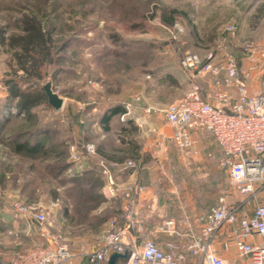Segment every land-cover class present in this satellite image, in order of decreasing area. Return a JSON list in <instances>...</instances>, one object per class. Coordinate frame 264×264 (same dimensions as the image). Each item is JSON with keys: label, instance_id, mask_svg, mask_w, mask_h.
<instances>
[{"label": "rangeland", "instance_id": "1", "mask_svg": "<svg viewBox=\"0 0 264 264\" xmlns=\"http://www.w3.org/2000/svg\"><path fill=\"white\" fill-rule=\"evenodd\" d=\"M231 5V0H0V36L6 37L4 44L0 41V264H28L29 259L20 256L34 252L43 242L38 223L12 207L16 198L43 210L50 230L68 243L67 237L77 234H88L94 242L107 229L111 209L104 206L109 200L99 189L105 179L97 160L85 154L86 143H93L98 154L105 150L125 159L140 158L145 182L157 185L167 202L164 209H170L171 215L176 214L179 199L193 200L201 211L221 196L235 200L227 171L208 170L197 161L202 155L220 152L210 133L196 131L201 137L194 154L174 143L173 128L161 133L164 142L146 143L152 134L160 133L153 126L139 127L129 119L124 124L126 120L118 115L108 131L101 123L106 111L122 107L123 99L130 100L136 93L143 97L148 77L158 72L169 55L218 54L215 27L224 22L253 17L256 24L247 38L264 43V9L259 11L257 6L245 13L247 4L236 9ZM24 15H37L54 40L55 62L43 68L40 79L25 77L17 69L15 49L8 44L11 35L24 33L20 22ZM17 75L26 78L21 87L35 93L43 92V85L50 81L53 91L64 99L62 108L56 110L46 101L35 105L29 115L20 112L7 84ZM26 129L30 132L22 139L30 141L36 139L32 133L42 129L39 137L52 152L35 156L18 152L13 138L19 140L20 131ZM116 134L124 145H115ZM72 144L95 161L89 174L78 173L70 158ZM150 149H163L166 154L151 156ZM162 167L169 175L165 181L158 178ZM166 185L174 191L164 189ZM160 222L159 216L153 218V223ZM225 236L219 240L220 247L229 261L238 264L227 231Z\"/></svg>", "mask_w": 264, "mask_h": 264}, {"label": "built area", "instance_id": "2", "mask_svg": "<svg viewBox=\"0 0 264 264\" xmlns=\"http://www.w3.org/2000/svg\"><path fill=\"white\" fill-rule=\"evenodd\" d=\"M232 29L233 25H228L224 31ZM217 51L222 52L223 63H215L217 54L213 51L202 55L185 52L180 66L192 82L190 90L163 109L149 105L144 111L162 113L173 127L174 143L194 154L198 153L195 132L210 133L222 152L219 165L228 173L235 200L221 196L208 211L199 212L192 210L189 201L181 200L180 217L165 219L156 229L174 238L164 245L154 238L141 239L133 232L135 221L131 212L125 214L122 223L111 217L94 247L84 254V264H107L114 252L127 253V258L118 264H230L219 242L226 231L234 244L238 264H264V91L253 92L249 88L255 70L261 71L264 85V44L244 42L243 51L249 60L246 69L239 67L226 39L218 44ZM201 73L215 76V85L204 90L196 82ZM139 99L135 96L124 103L121 120L129 118L133 102ZM84 147L85 154L97 158L96 164L105 179V195L125 196L129 192L146 191L142 183L117 181V175H125L136 165L132 159L118 161L105 157L98 154L93 143ZM69 152L77 171L81 172V152L75 144L70 145ZM12 207L23 218L38 223L43 241L34 252L21 255V259H29L28 264L73 263L76 253L67 241L50 230L43 210L20 198L12 201Z\"/></svg>", "mask_w": 264, "mask_h": 264}, {"label": "crops", "instance_id": "3", "mask_svg": "<svg viewBox=\"0 0 264 264\" xmlns=\"http://www.w3.org/2000/svg\"><path fill=\"white\" fill-rule=\"evenodd\" d=\"M233 2V5H231V8H239L238 6H242L243 4H247L244 11L245 13L250 12L251 10L257 8L259 11H262L264 9V0H231ZM233 6V7H232ZM256 22L252 18H244L240 19L239 17H235L233 20L224 22L220 24L215 29L217 32V41L219 44L222 43L223 39H226V45L228 46V49H230L234 55L236 56L238 65L241 69H246L249 66V60L248 56L243 51V45L244 42L247 41V33L250 32ZM228 25H233V29L231 31H224V28ZM254 40V39H250ZM255 43H258L256 40H254ZM264 44V43H259ZM170 46V45H169ZM215 63L220 64L223 63L224 57L222 52H218V54L214 58ZM224 75V71L219 75V78H221ZM263 77L261 75V71L255 70L252 73V78L249 80V88L253 92L258 91H264V85L261 84ZM215 76H213L210 73H201L196 78V82L204 89L208 90L211 87H213L215 84ZM191 80L187 76V74L182 70L180 66V58H178L176 55H169V58L163 62L162 65H160V68L156 74H153V76L148 77V81L146 82L145 90L143 92V97L141 95H138V93L132 95V97L123 99L121 101L122 106L124 107V103L127 101H132L135 96H139L140 99L133 102L132 112L129 116V120H132L137 124L139 127H147L153 126L155 129L158 130L157 134H152V136L146 141V143H150L151 141H157V142H164L165 139L161 135L163 133L164 129L173 128L171 124H169L166 119L164 118V115L162 113H145V107L146 106H154L156 109H163L167 107L172 101L175 99H181L191 88ZM232 92L235 93V89L231 88ZM167 91H169V95H167ZM163 96L161 97V95ZM167 95V96H166ZM119 122V121H117ZM162 122H167L166 124H162ZM124 124H127V121H125ZM161 125V126H160ZM119 135V134H118ZM172 135V134H171ZM196 137H201V134H198L195 132ZM104 138H106V134L102 135ZM108 141V140H107ZM106 142V141H105ZM103 143L99 144L100 146ZM106 146V144H103ZM102 145V146H103ZM115 145L121 146L124 145V142H122L116 134L115 138ZM147 145V144H146ZM218 146V145H217ZM219 147V146H218ZM104 149V147H102ZM145 150L147 148L145 147ZM220 150V148H219ZM105 157H108L110 159L123 161L125 159V156L122 157V155L115 156L111 154L110 152L106 153L104 150ZM142 152V151H140ZM151 156H157L162 158L165 153V150L160 149L158 151L150 149ZM101 154V153H100ZM139 154V152L137 153ZM103 155V154H102ZM207 155V156H206ZM205 156L197 157V161L202 164V168H207L208 170H213L214 168H219V160L222 156V152H214L212 153V156L210 153L206 154ZM138 157V156H137ZM95 160H97L96 157H94ZM135 162V166L130 168L127 173L123 176L117 175V181L120 183H142L146 186V191L143 193L137 194L135 192H129L125 196H110L105 195L104 190L105 186L102 183L101 186H99L100 192H103L106 199L109 200L108 202L104 203V206L110 207V217H117L120 222L125 221V214L128 212H131L134 215V221L133 222V228L132 231L137 233L141 239H144L146 237L154 238L155 241L161 245L166 244L168 241H171L174 239L173 237H170L164 233L156 232L157 227L168 218H178L181 215V208H180V201L182 199H179V202L177 203L176 207L177 210L176 214L171 215L170 209L166 210L164 208L167 207V202L163 200L160 191L157 187V185L153 182L147 181L145 182L144 174L146 172L145 166L141 163L140 158L133 160ZM95 161H92V159L82 156L80 161V166L83 168L81 172H85L89 174L93 168H94ZM155 168V167H154ZM162 171L159 173V179L165 181V179H169V175L166 174L164 167H162ZM156 170V168H155ZM169 185V184H168ZM166 185L164 189L167 191H174V189L169 188V186ZM175 188V187H174ZM161 189H163L161 187ZM185 199V198H184ZM190 202L192 210L195 212H199L201 210L197 209L195 202L191 199H186ZM197 207V208H196ZM210 209V208H209ZM203 210V211H208ZM167 212H169V216L167 215ZM166 213V214H165ZM155 216H159L161 219L160 223H153V218ZM107 220V223L109 221ZM152 223V224H151ZM88 234H77L74 236H68V241L70 243L71 248L76 253V257L73 259V264H84L86 263V258L84 257V254H86L88 251L91 250V248L94 246L96 239L99 237L96 236V239L94 242L92 241L91 236ZM232 262V261H231ZM232 264H235V262H232Z\"/></svg>", "mask_w": 264, "mask_h": 264}, {"label": "trees", "instance_id": "4", "mask_svg": "<svg viewBox=\"0 0 264 264\" xmlns=\"http://www.w3.org/2000/svg\"><path fill=\"white\" fill-rule=\"evenodd\" d=\"M174 12H176V10L172 11V13ZM171 18L172 17L170 16L168 20L169 22H171ZM20 22L24 33L11 35L7 39L8 44L15 49L13 52V58L17 63V69L23 70L25 77L40 79L43 77V68L46 67V65H50L55 62V59L53 58V53H55L54 40L51 36V29L45 27L37 15H24L20 19ZM0 41L4 44L6 42V37L3 35L0 36ZM25 77L24 75L23 77L22 75H17L15 79H8L7 84L9 87V97L11 99H16L15 106L20 112L29 115L31 109L35 105L42 102L45 103L47 99L45 98L44 91L35 93V91L22 88L21 84L26 80ZM124 110L125 108L123 106L114 107L103 114L101 123L103 124L105 131L111 129L112 118L116 115L120 118V115L124 112ZM20 132H23L20 134L21 138L19 139L22 141L13 138V140H15V148L18 152H25L30 156H35L41 153L50 154V152H52V149L48 148L42 141V137H39L43 133L42 129L37 130L36 133H32V136L34 135L36 138L34 139L35 141L22 139L24 133H29L30 129ZM126 143L132 144L128 141H126ZM136 151L137 147L134 146L133 152L135 153ZM100 153L103 155L105 154L101 150ZM64 166L61 168H64Z\"/></svg>", "mask_w": 264, "mask_h": 264}, {"label": "water", "instance_id": "5", "mask_svg": "<svg viewBox=\"0 0 264 264\" xmlns=\"http://www.w3.org/2000/svg\"><path fill=\"white\" fill-rule=\"evenodd\" d=\"M43 89L47 96L48 103L56 110L61 109L63 106L64 99L57 92L53 91L52 84L50 81L46 82L43 85ZM126 258H127L126 252L125 253L114 252L109 256L107 260V264H118L119 260Z\"/></svg>", "mask_w": 264, "mask_h": 264}]
</instances>
